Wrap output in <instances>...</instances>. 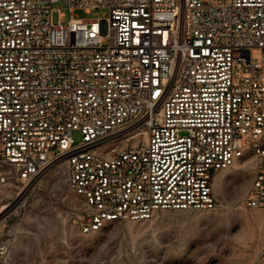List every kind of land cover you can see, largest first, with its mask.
<instances>
[{"label":"built area","instance_id":"2783aa9c","mask_svg":"<svg viewBox=\"0 0 264 264\" xmlns=\"http://www.w3.org/2000/svg\"><path fill=\"white\" fill-rule=\"evenodd\" d=\"M243 164L264 209V0H0V185L64 166L88 234L213 210Z\"/></svg>","mask_w":264,"mask_h":264},{"label":"rangeland","instance_id":"374dc122","mask_svg":"<svg viewBox=\"0 0 264 264\" xmlns=\"http://www.w3.org/2000/svg\"><path fill=\"white\" fill-rule=\"evenodd\" d=\"M54 7L53 19L59 9L67 22V4ZM75 14L96 19L106 9ZM221 173L213 210H164L150 220L108 221L88 234L74 221L83 200L69 189L64 166L30 184H1L0 264H264V209L244 204L251 165Z\"/></svg>","mask_w":264,"mask_h":264},{"label":"bare ground","instance_id":"6f19581e","mask_svg":"<svg viewBox=\"0 0 264 264\" xmlns=\"http://www.w3.org/2000/svg\"><path fill=\"white\" fill-rule=\"evenodd\" d=\"M246 165H248V164H243V165H241L240 167H237V168H242V167H244V166H246ZM222 183H223V178L219 177V178L216 180V186H219V185H221Z\"/></svg>","mask_w":264,"mask_h":264},{"label":"crops","instance_id":"0c3cea01","mask_svg":"<svg viewBox=\"0 0 264 264\" xmlns=\"http://www.w3.org/2000/svg\"><path fill=\"white\" fill-rule=\"evenodd\" d=\"M224 176V174H222L221 172L217 175V177H223Z\"/></svg>","mask_w":264,"mask_h":264}]
</instances>
